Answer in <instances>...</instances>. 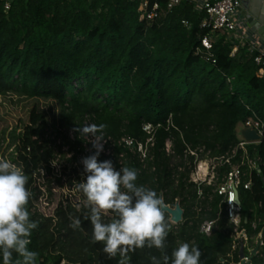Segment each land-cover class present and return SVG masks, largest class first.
<instances>
[{
	"label": "trees",
	"instance_id": "obj_1",
	"mask_svg": "<svg viewBox=\"0 0 264 264\" xmlns=\"http://www.w3.org/2000/svg\"><path fill=\"white\" fill-rule=\"evenodd\" d=\"M11 1L7 11L0 0V96L15 93L57 100L62 113L54 128L77 129L87 119L106 125L99 159L112 160L117 170L137 169L138 184L156 190L167 205L179 202L184 210L177 229L165 212L171 225L166 241L169 257L184 242L199 246L201 264H216L226 257L232 227L224 214L212 236L200 232L205 219L218 218L221 198L209 200L211 187L204 189V199L199 198L197 186L188 182L189 162L194 159L188 151L206 147L212 156L225 154L239 142V123L251 126L258 119L264 123V65L255 62L256 54L240 46L233 55L235 43L226 36L214 44L216 62L198 53L210 28L202 26L205 12L188 0L172 11H167L168 0H158L165 15L151 24L142 0ZM146 124L155 128L154 141L148 142ZM47 127L45 115L35 109L22 131L11 132L15 161L29 177L28 209L38 222L29 245L38 253L37 264H118L119 255L110 258L103 242H93L92 225L85 219L90 209L82 192L79 201L63 196L54 214L38 208L36 201L43 199L39 179L51 175L49 191L55 180L61 181L52 177L56 153L51 140L44 139ZM76 133L72 139L60 132L77 164L63 169L70 185L74 175L86 179L81 161L95 153L87 151L82 135ZM169 138L172 154L166 151ZM125 139L133 140L134 146ZM140 143L147 148L145 154L138 150ZM250 151L259 153L264 169V135ZM241 197L245 215L251 208H257L259 215L264 212V171L255 172L253 190H242ZM70 217L81 219L79 229L70 226ZM106 218L115 219V214L109 211ZM152 256L161 257V250L137 248L128 253L129 264H151ZM20 259L13 252V264ZM254 264H264V252L254 257Z\"/></svg>",
	"mask_w": 264,
	"mask_h": 264
},
{
	"label": "clouds",
	"instance_id": "obj_2",
	"mask_svg": "<svg viewBox=\"0 0 264 264\" xmlns=\"http://www.w3.org/2000/svg\"><path fill=\"white\" fill-rule=\"evenodd\" d=\"M106 125L89 124L75 129L91 140L95 153L83 158L86 179L74 182L73 190L86 197L85 207L90 213L85 219L92 225L93 242H103L110 258L119 255L118 264H129L128 253L137 248H157L161 257L152 256L151 264H201L202 252L191 242L181 243L171 257L166 252V241L171 225L165 214V200L156 190L138 184L135 168L119 170L112 160L99 159L104 151ZM53 164L56 163L53 161ZM258 172L264 169H257ZM29 177L23 168L9 159L0 158V253L3 264H13L12 254L22 258L15 264H37L38 253L29 248L31 236L38 222L31 218L28 204L31 192ZM77 210L79 206L76 205ZM115 219H107V213ZM71 227L79 229V217H70Z\"/></svg>",
	"mask_w": 264,
	"mask_h": 264
},
{
	"label": "built area",
	"instance_id": "obj_3",
	"mask_svg": "<svg viewBox=\"0 0 264 264\" xmlns=\"http://www.w3.org/2000/svg\"><path fill=\"white\" fill-rule=\"evenodd\" d=\"M5 2V9L11 8V0H2ZM186 0H168L167 11H172L177 5ZM195 5V8L205 12L202 26L209 27L210 32L201 39L202 46L198 53H205L208 60L216 62L214 44L218 37L226 36L235 43L233 55L240 46L247 47L252 53H255V62L264 65V40L251 30L245 18L240 14V0H188ZM142 10L148 24L165 15L158 0L151 3L149 0H142ZM183 23L191 27L188 20ZM160 126V125H159ZM243 129L255 130L263 139L264 123L258 119L251 126H245ZM144 130L151 136L148 142L154 141V126L146 124ZM129 147L134 146V141L125 139ZM260 141H248L245 137H240L238 144L229 152L212 156L211 150L206 147L189 149L188 153L194 156L192 162H189L190 174L189 183H193L198 188V196L204 199V189L211 187L209 200L212 201L215 196L221 198L220 212L216 219H205L200 227V232L207 236H212L218 229V221L224 214L232 227L231 251L226 257H220L216 264H254V257L262 255L264 252V212L259 215L257 208H251V214L245 215L243 212V201L241 191H252L254 188V174L257 169H262L263 160L257 151H250V146L258 145ZM104 143V142H103ZM138 150L143 154L147 148L140 143ZM166 151L169 154L174 153L173 140L169 138L166 142ZM258 208H263V203L258 204ZM210 210V208L208 209ZM202 211V208H198ZM253 214V215H252ZM243 251L244 256H241ZM67 262H63L66 264Z\"/></svg>",
	"mask_w": 264,
	"mask_h": 264
},
{
	"label": "rangeland",
	"instance_id": "obj_4",
	"mask_svg": "<svg viewBox=\"0 0 264 264\" xmlns=\"http://www.w3.org/2000/svg\"><path fill=\"white\" fill-rule=\"evenodd\" d=\"M35 109L45 115L48 127L45 129L44 139L51 140V146H53V148L55 149L56 159L54 162L56 164L54 165L52 163V166L54 168L52 177L55 176V178H61V181H54L50 191L48 187V178H50L51 175L48 177L42 176L39 179V183L41 184V189L43 192V199L41 198L40 200L36 201V203L41 211H44L47 214L51 215L54 214L55 208L60 202V200L63 198V196H69L74 201L80 200L81 195L79 192L73 190V186L74 182H79L84 179V175L80 172L82 176H79L78 174L76 176L74 175L73 183L72 185H70L67 180L69 179V177H64L63 175V169L65 167L69 169L70 167L77 165L75 164V162L71 161L73 158V153L68 152V150H70L69 146L65 147V135L70 136L72 139H74L77 133L73 127H53L55 123L58 124L59 119L61 117V104L54 99L29 98L15 93L0 96V136H4L3 148L0 151V158L9 159L21 167V165L15 161L16 145L13 144L11 132L16 128L18 129V132L22 131L26 124L30 123L32 112ZM89 124H91V121L90 119H87L84 122L83 126ZM239 127H237L238 138L244 137V129L241 126ZM60 132L64 133L65 135L60 134ZM82 137L86 142L87 151L92 152L93 150H95L91 142L93 138H88L84 135H82ZM62 146L63 148L61 149ZM177 205H180V203L177 202L176 206L174 207L170 205L167 206H170L171 208L175 209ZM169 215L170 222L172 223V225H174L175 229H177L183 221L179 223L174 222L172 219V215Z\"/></svg>",
	"mask_w": 264,
	"mask_h": 264
},
{
	"label": "water",
	"instance_id": "obj_5",
	"mask_svg": "<svg viewBox=\"0 0 264 264\" xmlns=\"http://www.w3.org/2000/svg\"><path fill=\"white\" fill-rule=\"evenodd\" d=\"M240 3V14L245 18L251 30L264 40V0H240ZM243 134L248 141L263 140L261 136L252 129H245ZM165 211L172 215L174 222L179 223L183 221L184 210L181 205H177V207L173 209L166 204ZM241 256H244L243 251L241 252ZM66 264L76 263L67 262Z\"/></svg>",
	"mask_w": 264,
	"mask_h": 264
},
{
	"label": "crops",
	"instance_id": "obj_6",
	"mask_svg": "<svg viewBox=\"0 0 264 264\" xmlns=\"http://www.w3.org/2000/svg\"><path fill=\"white\" fill-rule=\"evenodd\" d=\"M222 36L218 37V39H220ZM241 126L243 127V123H239L238 127ZM240 128V127H239Z\"/></svg>",
	"mask_w": 264,
	"mask_h": 264
}]
</instances>
